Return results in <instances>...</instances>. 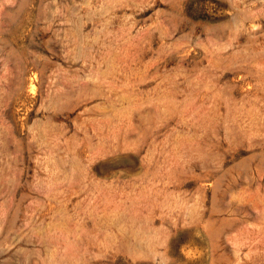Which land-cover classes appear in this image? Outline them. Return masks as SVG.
<instances>
[{
    "label": "rangeland",
    "instance_id": "rangeland-1",
    "mask_svg": "<svg viewBox=\"0 0 264 264\" xmlns=\"http://www.w3.org/2000/svg\"><path fill=\"white\" fill-rule=\"evenodd\" d=\"M0 264H264V0H0Z\"/></svg>",
    "mask_w": 264,
    "mask_h": 264
}]
</instances>
